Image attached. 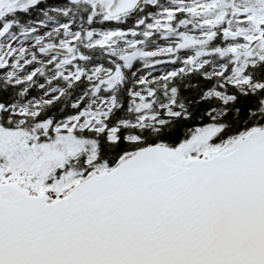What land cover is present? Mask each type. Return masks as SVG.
<instances>
[{
    "label": "snow or ice",
    "instance_id": "1",
    "mask_svg": "<svg viewBox=\"0 0 264 264\" xmlns=\"http://www.w3.org/2000/svg\"><path fill=\"white\" fill-rule=\"evenodd\" d=\"M0 264H264V0H0Z\"/></svg>",
    "mask_w": 264,
    "mask_h": 264
}]
</instances>
